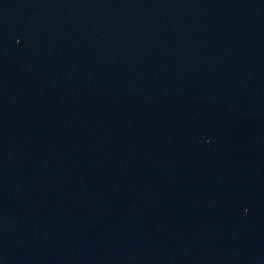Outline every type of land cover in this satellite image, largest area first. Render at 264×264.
I'll list each match as a JSON object with an SVG mask.
<instances>
[{
  "label": "water",
  "instance_id": "95a60500",
  "mask_svg": "<svg viewBox=\"0 0 264 264\" xmlns=\"http://www.w3.org/2000/svg\"><path fill=\"white\" fill-rule=\"evenodd\" d=\"M0 264H264V0H0Z\"/></svg>",
  "mask_w": 264,
  "mask_h": 264
}]
</instances>
